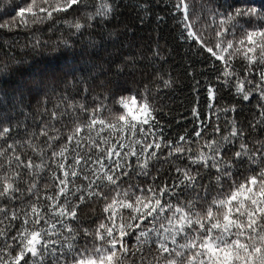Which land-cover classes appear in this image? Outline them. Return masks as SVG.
Instances as JSON below:
<instances>
[{"label": "snow or ice", "instance_id": "1", "mask_svg": "<svg viewBox=\"0 0 264 264\" xmlns=\"http://www.w3.org/2000/svg\"><path fill=\"white\" fill-rule=\"evenodd\" d=\"M34 6L17 14L33 13L37 22L83 12L69 28L88 37L89 74L73 77L84 85L80 101L57 87L63 78L53 73L32 78L28 91L50 89L59 102L48 108L45 95L31 116L21 92L11 110L24 119L0 114V264H129L130 255H139L132 264H264V7L220 11L209 0L210 22L198 31L185 0H167L179 38L209 54L214 68L222 64L216 84L205 85L209 113L201 117L197 104V126L171 139L148 85L122 95L133 91L124 78L139 70L142 54L117 60L107 47L116 43L105 39L118 18L116 0H62L39 8L46 17ZM12 71L0 62V76ZM155 75L157 89L174 84L159 68ZM89 81L106 90L90 103ZM225 90L231 100L220 105ZM89 206L99 211L90 215Z\"/></svg>", "mask_w": 264, "mask_h": 264}, {"label": "trees", "instance_id": "2", "mask_svg": "<svg viewBox=\"0 0 264 264\" xmlns=\"http://www.w3.org/2000/svg\"><path fill=\"white\" fill-rule=\"evenodd\" d=\"M32 2L33 0H0V25H8L0 27V62L8 63L14 68V71L8 75L0 76V98H2L0 114L7 113L18 120H23L24 116L12 111L11 106L21 92H23L24 111L31 116L36 115L37 109L44 106L43 103L38 104V101L42 102L45 95L48 108L59 102V95H53L50 89L46 90V93H39L35 87H32L29 92V81L32 78L55 73L57 77L63 78V82L57 87L61 91L66 89V94L70 98L74 97L76 101H80L84 85L77 83L73 77L75 75L77 79L80 76L87 78L89 74L86 65L88 57L83 54V44L88 37L86 35L82 40L81 37L72 35V29L69 28V23L74 18H82L83 12H69L67 15L64 12H54L51 19L45 18L34 22L33 13H25L23 17L17 14L20 7H27ZM92 2L99 6L104 0H92ZM185 2L189 5L190 19L199 31L205 20L210 22L209 0H185ZM58 3H62V0H47V3H44V0H35L33 11L36 16L46 17V13H41L39 8H48L49 5L54 7ZM116 3L120 4L118 18L107 25L105 32L106 40L116 41L107 45L109 51L115 54L117 60L121 57L142 54V62L138 64L139 70L124 78L126 81L124 86L133 91L123 92L122 95L134 94L135 90L142 92L145 85H148L153 97L151 102L163 112L160 119L165 136L177 139L179 135L190 132L194 126H197V120L192 113L193 107L198 104L201 117L209 113L205 85L216 84L214 79L217 74L216 69H221L222 64L216 63L214 68V61L209 54L206 52L198 54L195 49L190 50L188 43L179 38L181 29L165 7L167 0H152L149 5L150 11L147 13L142 12L140 7L144 0H116ZM246 4L264 7V0H211V5L220 11L232 10ZM87 11L94 12L95 8L89 7ZM197 16L202 17L199 22L196 21ZM210 33L211 29H208L204 34ZM64 39H69L72 47L57 48V44ZM99 39L97 36V42ZM36 41L40 42V46L34 47ZM155 51H159L160 56L152 60ZM88 52H93V49L89 48ZM157 68L171 75L174 80L171 88H156ZM196 81L200 82L199 85ZM88 88L89 103L92 93L106 91L99 87V82L93 84L89 81ZM218 96L223 97L219 101L220 105L231 100L226 90L218 93ZM108 103L111 105L112 102ZM245 114H247L246 110ZM105 116L107 117L106 113ZM28 154L31 155V152ZM164 168H168V165L165 164ZM84 211L95 215L99 211V206H89ZM128 260L129 264H132L133 260H139V255H130Z\"/></svg>", "mask_w": 264, "mask_h": 264}]
</instances>
